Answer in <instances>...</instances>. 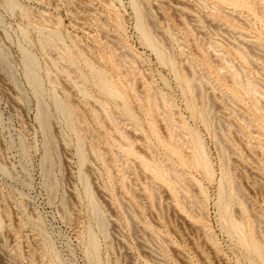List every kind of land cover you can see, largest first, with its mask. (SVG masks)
<instances>
[{
	"label": "rangeland",
	"instance_id": "obj_1",
	"mask_svg": "<svg viewBox=\"0 0 264 264\" xmlns=\"http://www.w3.org/2000/svg\"><path fill=\"white\" fill-rule=\"evenodd\" d=\"M0 264H264V0H0Z\"/></svg>",
	"mask_w": 264,
	"mask_h": 264
},
{
	"label": "bare ground",
	"instance_id": "obj_2",
	"mask_svg": "<svg viewBox=\"0 0 264 264\" xmlns=\"http://www.w3.org/2000/svg\"><path fill=\"white\" fill-rule=\"evenodd\" d=\"M8 3H9L8 5H11L10 2H8ZM142 32H143V31H142ZM51 33H52V32H51ZM54 34H55V33H54ZM143 34H144V33H143ZM55 35H56V34H55ZM144 35H145V34H144ZM49 36H50L49 38H52V39L55 38V36H54V38L51 37V34H49ZM145 36H146V35H145ZM146 37H148V36H146ZM146 37H145V38H146ZM47 38H48V37H47ZM148 39H149V38H148ZM148 39H146V40H148ZM49 40H51V39H49ZM47 41H48V40H47ZM51 42H52V40H51ZM148 42L151 43L150 39H149ZM32 57H33V56L29 55L28 53H26V55L24 56L25 61H26V63H27V65H26V66H27L26 76L28 75L27 78H28V79H29V78L32 79V81L30 80L31 82H33V81L35 82V78H34L35 76H34V72H33V65H34V63H35V61H34L35 59H33ZM25 69H26V68H25ZM104 84H105V83H104ZM105 86H107L106 88H108L107 90H108V92H110L111 94H114V95H115V94H116V95L118 94V93H116L115 89H113L112 87H110L111 85L108 86V85L105 84ZM105 86H104V87H105ZM117 96H118V95H117ZM59 105H61V106H59V109H60L61 107H62V108L64 107L63 109L69 113V111L65 108V105L62 106V103L59 104ZM62 108H61V109H62ZM61 109H60V110H61ZM62 112L64 113V111H62ZM68 113H67V115H70V114H68ZM65 114H66V112H65ZM41 115H42V114H41ZM41 115H40V116H41ZM42 118H43V120L45 119L44 116H43ZM40 119H41V117H40ZM41 122H43V121H41ZM197 142H199V141L197 140ZM199 144H200V143H199ZM199 144H198V145H199ZM196 146H197V145H196ZM200 146H201V144H200ZM79 149H80V148H79ZM196 149H197V148H196ZM196 149H195V152H196ZM198 150L200 151L201 148L198 149ZM198 150H197L196 153H194L195 156H196V157H195V156H194V157L197 158L198 156H199V157L201 156V157H202V160H200L199 157H198V159L202 162V161H203L204 154H202L203 152L201 151V155H199L200 153H199ZM78 152H81V150H78ZM197 153H198V155H196ZM80 154H82V153H80ZM79 156H80V158H81V155H79ZM201 157H200V158H201ZM82 158H83V157H82ZM82 158H81V159H82ZM195 158H194V159H195ZM198 159H196V164L198 163ZM82 160H83V159H82ZM204 161H205V157H204ZM203 163H204V162H203ZM203 163H201L203 166H202V165H199V164H197V165H198V166H202L201 168L208 169V168H206L207 166L204 167V164H203ZM205 165H207V162L205 163ZM157 171H158V170H157ZM156 173H157V172H156ZM158 173H159V171H158ZM95 207H97V206H94V208H95ZM97 209H98V208L95 209V212H96V213L98 212ZM96 213H95V214H96ZM232 228H233V230L235 231L236 236H237V235L239 236V237L237 236V238H240L239 240H240V241H243L244 244H246L245 247H246V248L249 247L248 249L251 250V251L253 250L254 252H253V251H252V252H253V253H256L257 257H259V256L261 255L260 252L262 251V249H261L259 246H257V245H258L257 243H256L257 245H256V244H253V243H251V242L248 243V241H247L248 238L245 237L246 234L244 235V230H242V229H243L242 225L240 226V225L236 224V225L232 226ZM235 233H234V234H235ZM93 239H94V238H93ZM93 239H92V240H93ZM90 241H91V239H90ZM254 243H255V242H254ZM94 246H95V244H94ZM258 247H259V248H258ZM92 248H93V247H92ZM248 249H247V250H248ZM260 249H261V250H260ZM262 257H263V256L261 255L260 258H262ZM262 259H263V258H262ZM262 261H263V260H262Z\"/></svg>",
	"mask_w": 264,
	"mask_h": 264
}]
</instances>
